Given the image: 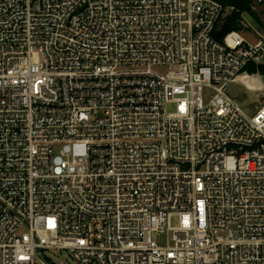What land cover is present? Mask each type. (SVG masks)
<instances>
[{
	"label": "built area",
	"instance_id": "1",
	"mask_svg": "<svg viewBox=\"0 0 264 264\" xmlns=\"http://www.w3.org/2000/svg\"><path fill=\"white\" fill-rule=\"evenodd\" d=\"M227 10L0 0V264H264V96L228 94L264 39Z\"/></svg>",
	"mask_w": 264,
	"mask_h": 264
},
{
	"label": "rangeland",
	"instance_id": "2",
	"mask_svg": "<svg viewBox=\"0 0 264 264\" xmlns=\"http://www.w3.org/2000/svg\"><path fill=\"white\" fill-rule=\"evenodd\" d=\"M252 11L257 18L245 13L240 22V30L235 31L241 34L252 44H258L264 39V3L256 1ZM231 11L228 9L227 16ZM264 65V53L250 65ZM228 94L248 113L252 114L263 102L264 76L253 75L247 71L239 75L237 81L228 88ZM198 100L204 96L203 91L198 90ZM164 242V237H162ZM42 259L49 264H78L66 251L48 250L42 255Z\"/></svg>",
	"mask_w": 264,
	"mask_h": 264
},
{
	"label": "trees",
	"instance_id": "3",
	"mask_svg": "<svg viewBox=\"0 0 264 264\" xmlns=\"http://www.w3.org/2000/svg\"><path fill=\"white\" fill-rule=\"evenodd\" d=\"M224 5L226 9H233L227 16H225L219 24L216 37L218 40L223 41L224 38L231 32L240 30V22L242 15L247 13L253 18H257L256 14L252 11L253 4L258 0H217ZM264 3V0H261ZM253 75L264 76V65H249L246 70Z\"/></svg>",
	"mask_w": 264,
	"mask_h": 264
}]
</instances>
